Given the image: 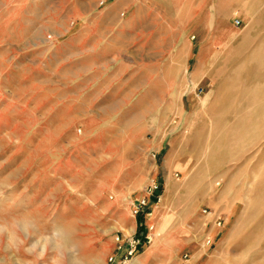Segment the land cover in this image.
<instances>
[{
    "label": "rangeland",
    "instance_id": "374dc122",
    "mask_svg": "<svg viewBox=\"0 0 264 264\" xmlns=\"http://www.w3.org/2000/svg\"><path fill=\"white\" fill-rule=\"evenodd\" d=\"M219 2L210 83L80 106L85 56L47 28L67 5L0 0V264H121L140 226L125 264H264V0Z\"/></svg>",
    "mask_w": 264,
    "mask_h": 264
},
{
    "label": "crops",
    "instance_id": "0c3cea01",
    "mask_svg": "<svg viewBox=\"0 0 264 264\" xmlns=\"http://www.w3.org/2000/svg\"><path fill=\"white\" fill-rule=\"evenodd\" d=\"M63 4L66 11L47 28L61 40L60 47L78 46L77 55L85 56L77 59L87 64L82 77L87 82L79 93L87 99L80 106H143L144 94H159L153 79L181 74L184 95L193 85L209 81L212 68L222 62L223 22L231 13L224 19L219 0H62Z\"/></svg>",
    "mask_w": 264,
    "mask_h": 264
},
{
    "label": "built area",
    "instance_id": "2783aa9c",
    "mask_svg": "<svg viewBox=\"0 0 264 264\" xmlns=\"http://www.w3.org/2000/svg\"><path fill=\"white\" fill-rule=\"evenodd\" d=\"M234 25H239V21L235 20L234 21ZM198 93H201V89L196 90ZM159 191V186L158 185H154L151 184L146 188V195L141 198L140 200H138L137 202H135L132 205V213L134 216H142L146 209H147V204H148V200L146 199V197H152L153 201L157 202V193ZM204 214L206 215H211L210 213H207L205 210L203 211ZM213 225L217 228H219L221 226V220L219 218H215ZM145 236L143 235V240L140 239L139 237H136L135 235L126 239V240H120V238L117 236L115 238V244H116V249L118 251L122 252V245L125 243V249L122 252V262L121 264H125L126 260L131 257L133 254H135V252H137V250L139 249L141 243H145ZM207 244H210L209 240L207 241ZM113 258L110 257L109 261L112 262Z\"/></svg>",
    "mask_w": 264,
    "mask_h": 264
},
{
    "label": "trees",
    "instance_id": "16d2710c",
    "mask_svg": "<svg viewBox=\"0 0 264 264\" xmlns=\"http://www.w3.org/2000/svg\"><path fill=\"white\" fill-rule=\"evenodd\" d=\"M136 237H139L140 239L143 240V228H142V226L139 227V230L136 233Z\"/></svg>",
    "mask_w": 264,
    "mask_h": 264
}]
</instances>
